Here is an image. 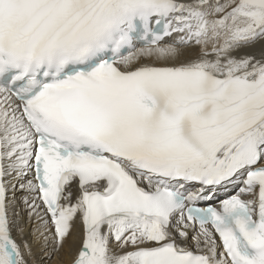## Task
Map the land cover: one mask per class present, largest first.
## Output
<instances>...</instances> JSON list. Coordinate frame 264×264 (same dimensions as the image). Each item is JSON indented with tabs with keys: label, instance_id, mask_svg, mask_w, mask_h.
Instances as JSON below:
<instances>
[{
	"label": "snow or ice",
	"instance_id": "1",
	"mask_svg": "<svg viewBox=\"0 0 264 264\" xmlns=\"http://www.w3.org/2000/svg\"><path fill=\"white\" fill-rule=\"evenodd\" d=\"M0 264H264V0H0Z\"/></svg>",
	"mask_w": 264,
	"mask_h": 264
},
{
	"label": "bare ground",
	"instance_id": "2",
	"mask_svg": "<svg viewBox=\"0 0 264 264\" xmlns=\"http://www.w3.org/2000/svg\"><path fill=\"white\" fill-rule=\"evenodd\" d=\"M221 195H224V193H221Z\"/></svg>",
	"mask_w": 264,
	"mask_h": 264
}]
</instances>
